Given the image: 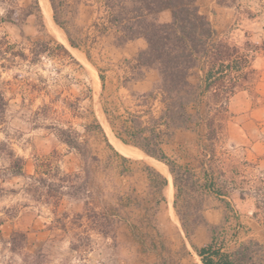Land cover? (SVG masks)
<instances>
[{
  "label": "rangeland",
  "instance_id": "rangeland-1",
  "mask_svg": "<svg viewBox=\"0 0 264 264\" xmlns=\"http://www.w3.org/2000/svg\"><path fill=\"white\" fill-rule=\"evenodd\" d=\"M31 1L0 0V37L26 52V37L56 40L83 67L67 55L47 56L34 64L22 61L11 68H2L0 60L2 88L9 100L7 121L0 125V264H202L192 244L200 247L210 242L213 227H218L226 250L250 240L264 244V203L256 190L264 177V155L251 152L254 141L264 140V116L256 126L251 120L252 109L264 108V0H197L219 38L239 47L250 63L227 111L218 114L221 127L216 138L210 139L207 128V120L215 114L209 110L214 98L208 92L199 106L201 123L173 131L162 144L179 177V209L201 213L207 221L197 227L189 223L194 230L191 240L174 207L176 189L168 164L161 165L140 148L119 140L103 111L104 107H116L117 113L148 108L131 94L149 92L159 81L153 69L143 70L142 79L133 78L134 58L147 47L146 40L119 44L115 30L100 31L95 23L103 22V0H67L71 6L58 15L73 36L83 37L77 48L56 23L50 0H41L43 33L35 16L20 23L3 19L11 9L19 14ZM157 17L159 22H169L171 12L165 10ZM203 74L193 70L191 82L199 83ZM87 87L92 90L90 99L84 96ZM77 97L80 115L63 114L68 110L64 99ZM233 102L235 109H231ZM44 103L53 104L62 114L60 124L73 127L87 140L99 163L85 171L82 156L51 128L54 117L37 114ZM245 105L247 111L237 113ZM161 109L160 101H154L153 113L159 115ZM90 111L107 140L85 130L93 118ZM112 147L132 161L123 162ZM12 151L14 159L25 161L23 174L11 168ZM44 158L53 160L55 176L41 172L34 176L42 178L37 183L39 195L31 189L32 175ZM146 166L168 178L165 200L157 187L150 186Z\"/></svg>",
  "mask_w": 264,
  "mask_h": 264
},
{
  "label": "trees",
  "instance_id": "trees-1",
  "mask_svg": "<svg viewBox=\"0 0 264 264\" xmlns=\"http://www.w3.org/2000/svg\"><path fill=\"white\" fill-rule=\"evenodd\" d=\"M54 10L56 23L65 30L70 45L79 47V42L83 41L82 36L73 34L58 19L66 8L71 4L67 0H50ZM105 15L102 23H95V26L102 32L115 30L119 35V44L128 41L144 38L147 47L138 52L134 58L135 69L133 78L142 79L143 70L153 69L159 74V81L149 92L137 94L132 92L133 97L138 98L144 105H148L146 110L129 111L117 113L116 107H104L103 111L115 136L124 144H131L140 148L149 158L161 165L165 162L170 167L173 175L176 198L174 207L182 224V227L189 240L194 234L190 230L189 223L197 226L207 223L205 216L201 213L190 214L178 207L179 177L175 174L169 158L162 148L165 137H168L177 129H192L198 126L203 120V113L199 106L203 96L210 92L214 98L209 110L215 111L211 119L207 120L210 139L217 137L221 122L218 114L227 111L230 96L235 93L238 81L241 77H246L250 60L247 54L241 53L237 46L229 44L220 39L217 29L211 21L201 13L197 0H103ZM43 4L41 0H32L26 7L21 8L18 14L14 9L9 10L5 21L23 22L30 16H35L39 25V32L46 31ZM169 10L171 20L169 22H159V13ZM15 14L16 17L12 16ZM28 42V52L25 49H16L15 44H11L5 37H0V60L2 68H11L22 61L30 64L40 62L44 57L69 56L75 64L83 67L69 52L67 47L56 40L38 38L32 40L26 37ZM200 69L204 72L199 79V83L193 84L190 80L193 70ZM105 86V78L100 75ZM2 78L0 74V125L6 123L7 108L9 100L2 88ZM91 88L87 87L84 96L91 98ZM216 99V100H215ZM159 100L162 109L159 115L153 113L154 101ZM63 114L72 112L73 115H80L81 98L74 100L64 99ZM39 116L54 117L56 121L52 123L56 136L69 148L76 150L85 162V171L88 167L100 162L97 155L92 154L87 140L82 139L80 133L71 126H65L60 122V114L53 104L44 103L37 112ZM92 120L85 124V130L94 134H102L107 140L102 125L97 120L93 111ZM217 116V117H216ZM87 117V115L85 116ZM113 148V147H112ZM114 149V148H113ZM115 154L123 162L132 160L123 156L114 149ZM11 168L16 174H23L25 161L21 157L13 158L11 153ZM40 160V159H39ZM164 161V162H163ZM150 186L157 187L162 200H165L163 191L166 190L168 178L151 166H146ZM54 163L52 159L44 158L36 164L35 174L49 173L55 176ZM30 176V177H32ZM41 177H34L32 191L41 194L38 182ZM260 186L256 187L257 195L264 203V177L259 179ZM63 187V186H61ZM260 209V204H257ZM258 215V212H256ZM160 243L164 245L163 239ZM202 264H264V244L255 240L240 244L235 250H226L224 243L219 238L218 227L212 228L210 242L197 247L192 244Z\"/></svg>",
  "mask_w": 264,
  "mask_h": 264
},
{
  "label": "crops",
  "instance_id": "crops-1",
  "mask_svg": "<svg viewBox=\"0 0 264 264\" xmlns=\"http://www.w3.org/2000/svg\"><path fill=\"white\" fill-rule=\"evenodd\" d=\"M236 102L234 104L231 103V109H235L237 106H236ZM239 107V106H238ZM249 109H252V107H250ZM247 111V108H246V105L244 106L243 109H239V111L237 113H243ZM236 112V110H235ZM262 116H264V108H259V107H255L254 109H252V112H251V120L253 121V123L255 124H261L260 121H263L262 119ZM259 128V127H257ZM251 152L256 156V157H259L258 155L262 156L264 155V140H260V139H257L256 141H254V143L251 144Z\"/></svg>",
  "mask_w": 264,
  "mask_h": 264
}]
</instances>
